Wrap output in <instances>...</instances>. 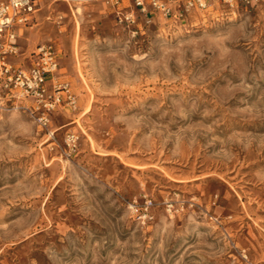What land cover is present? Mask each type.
<instances>
[{
	"label": "rangeland",
	"instance_id": "1",
	"mask_svg": "<svg viewBox=\"0 0 264 264\" xmlns=\"http://www.w3.org/2000/svg\"><path fill=\"white\" fill-rule=\"evenodd\" d=\"M138 30L42 5L14 62L51 43L75 102L0 108V264H264V0Z\"/></svg>",
	"mask_w": 264,
	"mask_h": 264
},
{
	"label": "built area",
	"instance_id": "2",
	"mask_svg": "<svg viewBox=\"0 0 264 264\" xmlns=\"http://www.w3.org/2000/svg\"><path fill=\"white\" fill-rule=\"evenodd\" d=\"M99 1L111 10L115 21L128 28L133 35L139 33L140 20L151 24L155 17L166 19L170 24L186 23L188 16L211 11L217 5L233 8L248 6L254 0H82ZM40 8L39 0H0V108L8 105L22 109L32 116L38 125L48 130L52 115L62 106L73 104L75 97L68 83L57 84L59 70L58 53L51 43L40 44L25 59L29 65L15 64L24 57L19 40L24 30L31 26ZM69 141L75 143L73 136ZM152 205L146 200L143 206L132 204L134 211L142 212L145 221Z\"/></svg>",
	"mask_w": 264,
	"mask_h": 264
},
{
	"label": "crops",
	"instance_id": "3",
	"mask_svg": "<svg viewBox=\"0 0 264 264\" xmlns=\"http://www.w3.org/2000/svg\"><path fill=\"white\" fill-rule=\"evenodd\" d=\"M39 1H40V8H39L38 12L36 13V19H35V22H34L31 26L27 27V28L24 30V33H23L22 37H21L20 40H19L20 51H21V53H23V54H24V52H23V47H22V41L24 40L25 35L27 34L28 30H29V29H32L34 26H36V25L38 24V17H39V13H40V11L42 10V5H43L44 3L53 2V1H55V0H39ZM27 50H29V48H27ZM22 59H23V58H21V59L19 60V62H22Z\"/></svg>",
	"mask_w": 264,
	"mask_h": 264
}]
</instances>
